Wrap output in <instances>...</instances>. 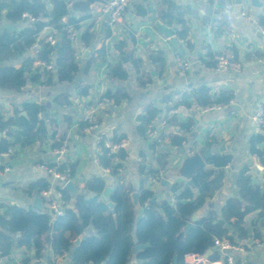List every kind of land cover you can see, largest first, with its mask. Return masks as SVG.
<instances>
[{
  "label": "trees",
  "instance_id": "1",
  "mask_svg": "<svg viewBox=\"0 0 264 264\" xmlns=\"http://www.w3.org/2000/svg\"><path fill=\"white\" fill-rule=\"evenodd\" d=\"M70 1L75 12L88 14L91 5L105 4L109 0ZM212 1L225 5L231 0ZM69 6L64 0H0V21L4 12L5 19L12 24L24 21L22 16L26 13L36 20L29 22L21 30L0 28V53L8 51L6 58L15 57L38 45L34 56L27 59L20 68H0V89L20 92L29 81L50 85L53 83L55 73L60 83L71 82L74 79L79 68L77 54L81 48L90 45L94 34L91 32V25L82 28L86 16L79 18L70 16ZM138 13L141 16L145 15L144 10ZM190 15H195L191 8L179 5L175 0H162L159 3V20L167 26L177 25L178 39L192 47L188 40ZM257 23L264 29V14L258 16ZM46 27L57 31L55 34L57 48L48 42L49 34L45 30ZM69 29L81 34L79 41L71 39ZM43 32L47 34L39 41V36ZM133 36L131 33L132 38ZM104 38H112L109 27L105 29ZM78 43L82 47H79ZM113 47L119 51L120 58L108 66L107 75L111 80L124 81L128 79L129 74L121 60L125 55L123 43L115 41ZM105 55L104 47L97 52L98 59L104 60ZM232 55L233 60L239 62L237 53L233 52ZM208 56L212 62L207 64L215 66L214 55L209 53ZM148 59L161 77L166 63L162 52L153 51ZM94 61L95 58H90L88 66ZM36 62L52 63L55 70L48 71L40 65L36 66ZM131 63L140 76V84L150 83L151 79H143L144 76L140 74L141 59H132ZM42 77L44 81L41 80ZM80 93L88 96V88H82ZM174 98V95L168 94L162 98L160 106L156 103L146 105L143 113L137 117L138 134L149 143L155 162V166H147L144 159L140 163L138 189L126 184L121 175L123 164L128 157L127 151L120 149L111 152L104 145L107 139L113 144H118L126 140V136L115 131L109 137L101 132L99 135L102 140L97 144L101 149L97 156L98 165L103 170H110V176L114 181L110 202L114 207L110 208L102 200L106 181L101 176L85 182L84 192L77 196L74 208L70 206L69 193L61 190L67 202L62 216H50L49 208L38 211L33 207L23 208L0 202V257L8 258L10 263L12 255L17 251L22 252L23 256L20 264H31L33 260L40 261L47 253H50V256L47 257L46 264H59L57 260L63 254L70 255L69 264H130L133 257L139 261L138 264H173V259L177 256L176 264H190L186 262L187 255L201 257L214 248L215 240L229 241L233 244L231 229L242 237L246 236L247 232L243 227L245 220L255 212L258 213V219L264 229V183L254 184L249 167L244 166L236 180L239 198H229L219 211L208 210L193 223L191 229L185 231V227L192 222V216L203 210L207 202L223 187L225 168L232 162L231 156L211 157L207 161L209 167L194 174V188L175 181L166 199L158 201L156 197V200L152 201L156 195L150 188V183L161 180L162 174L168 169L172 158L171 149L175 148L176 151L185 149L188 141L185 133L190 132L191 125L179 122L174 112L182 106L188 109L194 106L230 107L234 94L229 91L214 93L210 88L201 86L193 88L191 92H181L175 101ZM130 99L131 96L124 89L118 88L106 92L97 100H91L86 109L108 101L111 106L106 107V112L109 113L113 107ZM53 102L62 107L71 105L68 94L57 95ZM170 102L172 104H169ZM45 112L44 106L34 103H24L9 117L0 112V132L6 131L8 138H12L9 140L0 136V156L9 149H26L43 144L49 139L52 149L61 150L66 144V135H58L56 131L49 134L48 125H51L52 121H46ZM65 121L69 125L70 118H66ZM95 121L100 125L101 121L98 118H95ZM161 121L165 123L163 128L158 123ZM90 125L86 117L82 119L77 128L78 135L84 136L85 129ZM150 126L152 131L157 132V138L150 135ZM170 128L174 130L170 131ZM214 142V137L209 136L207 145ZM196 151L197 144L193 143L186 151L187 158ZM250 152L258 157L264 167V135L260 132L251 138ZM77 165L69 160L58 165L48 164L49 167L56 166L60 172L69 173L72 180L75 179ZM49 189L50 183L39 179L27 186V193L45 203L43 193ZM135 192L139 193V214L135 212L131 197ZM172 199L173 204L170 203ZM90 226L95 234L84 236L76 246L75 241ZM258 235L255 232L254 238ZM146 244H148L146 249L134 253L137 245ZM220 259L217 251L210 256L209 261L217 262Z\"/></svg>",
  "mask_w": 264,
  "mask_h": 264
},
{
  "label": "crops",
  "instance_id": "2",
  "mask_svg": "<svg viewBox=\"0 0 264 264\" xmlns=\"http://www.w3.org/2000/svg\"><path fill=\"white\" fill-rule=\"evenodd\" d=\"M161 1L133 0L124 24L111 39L104 38L105 29L108 27L107 17L103 13L104 4L95 3L91 5L88 14H82L75 12L70 4L72 2H70V16L79 18L85 15L82 28L85 29L91 25V32L94 34V39L90 45L79 50L77 54L79 68L74 79L71 82L60 83L55 82L54 76L53 83L50 85L29 81L20 92L0 89V112L5 117L13 115L14 110L21 108L24 103L42 105L46 108L44 113L46 121H52L51 125H48L49 134L56 131L58 135H66V144L61 150L52 149L49 139L43 144H36L30 148H13L10 155L4 157L3 154L0 156V169L9 168L6 172L0 171V202L23 208L33 207L36 197L28 195L27 186L39 179L49 182L50 194H54L58 187L57 183L41 167L43 163L61 164L66 160L77 163L76 176L73 182L80 193L84 192L85 182L96 176L105 179L106 187L109 185L113 187L114 181L110 174L105 173L96 162L98 148L96 135L101 132L106 133L109 137L115 131L126 136L128 157L123 164L121 175L126 184L138 189L140 185V163L144 159L147 166H155V162L149 143L138 134L137 117L150 103H156L160 106L162 98L168 94L174 95L173 100L175 101L176 97L187 87L206 86L214 93L232 92L234 100L230 106H236L234 110L224 107L206 113H199L195 111L194 107L188 109L182 106L174 112L179 122L191 125L190 132L185 133L188 140L185 145L186 151L193 143L197 144L199 152H203L213 144L222 143L229 148L220 156L232 157V162L225 168L223 187L207 202L198 219L210 209L219 211L229 198L239 197L236 180L239 171L244 166L249 167V173L254 184L264 183V167L259 162L258 157L250 152V140L257 133L252 118L257 104L264 101V35L259 34L260 26L257 23L258 16L264 14V0H258L261 4L258 9L252 5V0H241L242 4L239 6L236 5L235 0H231L230 3H233L231 9L226 8L230 3L221 5L212 0H175L179 5L189 7L195 13V15L188 17V40L192 47L177 37L179 45L185 52L184 58L170 46L168 40L164 39L151 24L144 22L148 16V7L152 8L153 15L159 19V3ZM208 8L218 12V14L210 15L207 11ZM141 10L145 11L144 16L139 15L138 12ZM205 21L208 23L206 24ZM28 24V21L12 24L5 19L4 12L0 21V28L21 30ZM169 27H176L179 30L177 25ZM102 28L104 29L101 33ZM131 33L134 35L133 38ZM46 34V32L41 33L39 41ZM153 36H156V39L153 40ZM115 41L123 43L125 55L129 54L130 58L127 63H124V68L129 74L128 79L124 81L111 80L107 75L108 66L120 58L119 51L113 47ZM161 43L167 45L165 50L160 47ZM78 46L82 47L80 43ZM103 47L106 50V55L104 60H101L97 58V52ZM37 48L38 45H34L22 55L10 58H6L8 51L0 53V68H20L27 59L34 56ZM157 50L162 52L166 61L161 77L148 59L150 53ZM233 52L238 55L241 64L240 73H235L230 69L217 70L214 68L215 66L207 64L212 62L209 59V53L215 57L221 54L232 55ZM90 58H95V61L88 66ZM132 59H141L140 74L144 76L143 79H151L150 83L140 84V76L133 68ZM179 61L189 64L184 73L179 70ZM36 66H38L37 62ZM43 79L44 77L41 80L44 81ZM84 87L88 88V96H83L80 93ZM118 88L124 89L131 96L130 101L113 107L109 113L106 112V107L111 106V103H105L100 107H97L99 105L97 104L86 109L91 100H97L106 92ZM60 94H68L71 105L63 107L56 105L53 99ZM94 109L95 118L101 121L100 130L79 136L77 133L79 122ZM66 118H70L69 125L65 121ZM169 130L172 131L174 128ZM0 136L12 140V138H8L6 131L0 132ZM209 136L214 137L215 140L211 145H207ZM177 152L175 148L171 149V163L161 178V180L166 179L169 185L162 186L161 180L152 181L149 185L155 192L158 201L168 197L175 181L187 183L180 176L179 170L188 157V153L179 155ZM208 167L207 165L206 168ZM225 187L229 188L230 194L226 196L225 200H222L219 195ZM48 196L49 194L46 195V192L43 193L45 199V203L41 200L43 211L49 208ZM171 202L173 204L174 200H170ZM243 227L247 232L246 236L243 237L233 229L230 230L234 247L229 251H218L220 260L231 257L235 264H264V229L258 219V213L249 215ZM255 232L259 234L257 238H254ZM94 234L95 232L90 226L79 238L82 240L84 236ZM48 256L50 253H47L39 263H36L37 260H33L31 264H46ZM22 258V252L16 251L10 259V263L8 258L0 257V264H20ZM69 261L70 255L63 259L59 257L57 260L59 264H69ZM132 261L138 260L133 257ZM186 262H191L188 255Z\"/></svg>",
  "mask_w": 264,
  "mask_h": 264
},
{
  "label": "built area",
  "instance_id": "3",
  "mask_svg": "<svg viewBox=\"0 0 264 264\" xmlns=\"http://www.w3.org/2000/svg\"><path fill=\"white\" fill-rule=\"evenodd\" d=\"M132 2L133 0H109L104 4L103 13L107 17V24L112 32V37L117 33V30L124 24L126 20V15L129 11V8ZM232 7H233V3H230L226 6L227 9H231ZM243 16L246 17L244 14ZM22 18L24 19V21H28V22L36 21L30 14H27V13L24 14ZM259 29H260V32L264 35V29L261 27H259ZM45 30L49 34L48 42H50L51 45H56L57 41L55 38V34L57 31L49 27H46ZM68 33L70 34L72 40L76 39V33L72 31V29H69ZM233 59H234L233 55H224V54L217 55L214 57V61L216 63L214 68L217 70L230 69L235 73H240L241 64L238 61H234ZM37 64L40 65L42 68H45L48 71L55 70V67L52 63L47 64L45 62H37ZM178 67H179V70L182 73H184L188 69L189 64L183 61H179ZM192 89L193 88L191 87H187L185 88V91L191 92ZM104 102L108 103V101H104ZM104 102L100 103L97 107H100L103 104H105ZM217 108H220V107L214 106V107H208V108H200L198 106H194L195 111L199 113H206V112L215 110ZM94 112H95V109L91 111L90 114L86 117L88 121L91 123V125L85 129L84 131L85 134H90L93 131L100 130V125L95 121ZM252 122L257 132H264V101L257 104L254 116L252 118ZM158 123H160L161 128L164 127L165 123L163 121L158 122ZM149 132L152 137L157 138L158 134L156 131H152V126H150L149 128ZM101 140H102V137L99 134H97L96 143L98 144L99 142H101ZM104 145H105V148L109 149L111 152H117L120 149L126 150V148L128 147V141L123 140L122 142L118 144H113L111 141L107 139L104 141ZM11 153H12V150L9 149L7 153H5L3 156L5 157L7 155H10ZM100 153H101V149L97 148V153H96L97 163H98L97 156ZM41 167L47 172V174L51 175L54 178L58 186L57 188H59V190L56 189V192L52 195L50 194V189L46 192V195L49 194L48 196L49 209L53 215L62 216L64 215L65 208L67 207V202L64 199V196L61 190H64L65 185L69 181H73V180L71 179L69 173L58 171L56 166L49 167L47 163H43ZM8 170H9L8 167H4L2 172H6ZM104 172L107 174H110L109 169L104 170ZM214 245H215L214 248L216 249L219 248L222 251H229L233 249L234 247V245L231 244L229 241L221 242L219 240H215ZM66 256H67L66 254H63L60 258L63 259V258H66ZM188 257L191 258L190 264H235L234 260L231 257H227L226 260H219L217 262H211L209 260L201 259V257L197 255H188ZM2 258H5V257H2ZM36 263H39V261H36Z\"/></svg>",
  "mask_w": 264,
  "mask_h": 264
},
{
  "label": "water",
  "instance_id": "4",
  "mask_svg": "<svg viewBox=\"0 0 264 264\" xmlns=\"http://www.w3.org/2000/svg\"><path fill=\"white\" fill-rule=\"evenodd\" d=\"M67 3H70V0H64ZM236 5H241L242 1L241 0H235ZM252 5L255 8H260L261 4L260 2H258V0H252ZM208 13L210 15H212L213 13L218 14V12H214L211 8L207 9ZM147 12H148V16L144 19L145 23L151 24L154 29L166 40H168V43L170 44V46H172V48H174L176 50V52L182 57H185V52L183 50V48L179 45V41L177 40V35L179 30L176 27H169L166 24H164L162 21H160L158 18H156L153 15V11L151 7L147 8ZM257 17V15L255 16V18ZM103 29H101V33L103 32ZM260 35H263L261 32H259ZM80 33L76 34V39L77 41L80 40ZM264 37V36H263ZM156 39V36H153V40ZM58 47V43H56V48ZM160 47L165 50L167 48V45L165 43H161ZM81 50H83V48H81ZM87 54V52H85ZM85 54V55H86ZM129 54L123 56L121 58L123 63H127L129 61ZM55 76V82H58V78H57V73L54 74ZM230 110H234L236 109L235 105H232L229 107ZM193 115H196V113H193ZM262 135H264V132H260ZM229 147H227L226 144H222V143H217V144H213L209 147H207L203 152H199L196 151L194 152L191 156H189V158H187L183 164L180 167L179 170V174L182 178H184L186 180V185L189 187L194 188V184H193V176L194 174L199 171L200 169H203L207 166V161L213 157V156H220L222 153H224ZM186 153L185 149H181L177 152V154L179 155H183ZM172 154H175L174 152H172ZM1 160H3V158H1ZM169 182L166 179L161 180V185L162 186H168ZM65 191H67L70 195V200H71V208H74V202L77 198V196L80 194V190L76 187L75 183L73 181H69L64 188ZM113 187L111 185L107 186L103 193H102V200L104 202H106L108 204V206L110 208H113V204L110 202V196L113 192ZM230 194L229 188L225 187L219 197L222 200L226 199V196H228ZM132 201H133V205L135 208V212L136 214H139L140 211V205H139V193L135 192L132 194ZM239 198V197H238ZM156 200V196L152 199V201ZM172 204V202H171ZM33 208H35L38 211H43L42 208V204H41V199L36 197L34 199L33 202ZM161 213H163L161 211ZM202 214L201 210L197 211L193 216H192V222L189 223L186 227H185V231H188L189 229H191L193 227V223L198 219V216ZM49 215L52 216V212L49 211ZM81 240L80 238H78L75 241V245L78 246L80 244ZM148 247V244L146 245H137L134 249V253H137L139 251H142L144 249H146ZM220 251V249H210L208 250L204 255L201 256V259L204 260H209L210 256L217 252ZM222 251V250H221ZM139 261H132L130 262V264H138ZM177 263V256L174 257L173 259V264ZM104 264V263H102Z\"/></svg>",
  "mask_w": 264,
  "mask_h": 264
}]
</instances>
